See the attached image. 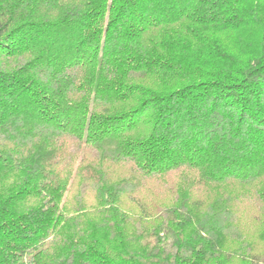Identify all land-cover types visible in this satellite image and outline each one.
I'll list each match as a JSON object with an SVG mask.
<instances>
[{
	"label": "trees",
	"instance_id": "16d2710c",
	"mask_svg": "<svg viewBox=\"0 0 264 264\" xmlns=\"http://www.w3.org/2000/svg\"><path fill=\"white\" fill-rule=\"evenodd\" d=\"M263 206L264 0H0V264H264Z\"/></svg>",
	"mask_w": 264,
	"mask_h": 264
},
{
	"label": "rangeland",
	"instance_id": "374dc122",
	"mask_svg": "<svg viewBox=\"0 0 264 264\" xmlns=\"http://www.w3.org/2000/svg\"><path fill=\"white\" fill-rule=\"evenodd\" d=\"M263 210H264V206L262 207V211H261L262 213H261V212L259 213V212L257 211V212L259 213L260 217H261V220L264 219V211H263ZM260 222H261V221H259V222L257 223V226H253V227H250V228H249V232H250V233H254V237H252V238L254 239V241H256V243H257V241H258L257 238H258L259 229H260ZM245 224H247V223H245ZM260 248L263 249L264 246H263L262 244H260ZM230 264H242V263H240V262H239V263H238V262H234V263H230Z\"/></svg>",
	"mask_w": 264,
	"mask_h": 264
}]
</instances>
